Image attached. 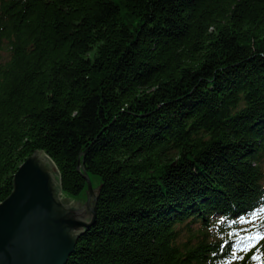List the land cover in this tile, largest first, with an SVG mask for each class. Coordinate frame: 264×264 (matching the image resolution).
I'll return each instance as SVG.
<instances>
[{"label": "trees", "instance_id": "16d2710c", "mask_svg": "<svg viewBox=\"0 0 264 264\" xmlns=\"http://www.w3.org/2000/svg\"><path fill=\"white\" fill-rule=\"evenodd\" d=\"M37 151L101 188L67 264H219L264 208V0H0V204Z\"/></svg>", "mask_w": 264, "mask_h": 264}, {"label": "water", "instance_id": "95a60500", "mask_svg": "<svg viewBox=\"0 0 264 264\" xmlns=\"http://www.w3.org/2000/svg\"><path fill=\"white\" fill-rule=\"evenodd\" d=\"M78 170L87 183L84 204L64 195L60 172L44 152L23 163L12 194L0 204V264L69 262L80 238L96 224L101 189L93 188L81 162Z\"/></svg>", "mask_w": 264, "mask_h": 264}, {"label": "snow or ice", "instance_id": "6c2138e0", "mask_svg": "<svg viewBox=\"0 0 264 264\" xmlns=\"http://www.w3.org/2000/svg\"><path fill=\"white\" fill-rule=\"evenodd\" d=\"M260 209L251 211L247 217H239L240 220L247 222L250 219L258 218ZM235 223V221H233ZM229 236H236L234 243L231 245L230 252L224 257L219 264H233L234 261L245 260V253H251L247 258L257 261L258 264H264V251H261L260 242L264 241V226H256L251 231L232 230ZM225 244L228 242L225 241ZM255 249L254 251H252ZM223 251V246L221 247Z\"/></svg>", "mask_w": 264, "mask_h": 264}, {"label": "rangeland", "instance_id": "374dc122", "mask_svg": "<svg viewBox=\"0 0 264 264\" xmlns=\"http://www.w3.org/2000/svg\"><path fill=\"white\" fill-rule=\"evenodd\" d=\"M94 181V183H93ZM92 181V185H93V188H96L97 187V184H98V181H97V178H94V180ZM72 200H76V201H82V203L84 204L87 200V195H86V191H85V194H83L81 197H79L78 199H72ZM97 222V220H96Z\"/></svg>", "mask_w": 264, "mask_h": 264}]
</instances>
